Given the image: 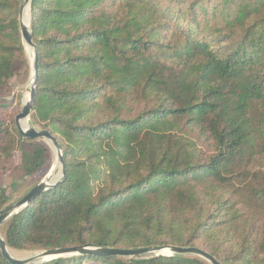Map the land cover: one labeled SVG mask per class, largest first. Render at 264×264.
Returning <instances> with one entry per match:
<instances>
[{"label":"trees","instance_id":"trees-1","mask_svg":"<svg viewBox=\"0 0 264 264\" xmlns=\"http://www.w3.org/2000/svg\"><path fill=\"white\" fill-rule=\"evenodd\" d=\"M22 1L0 0V176L28 180L52 156L15 124ZM29 30V124L57 140L65 172L1 227L9 250L169 246L264 264V0H31ZM7 204L0 189V211ZM84 263L208 264H42ZM0 264L12 263L0 254Z\"/></svg>","mask_w":264,"mask_h":264},{"label":"water","instance_id":"water-1","mask_svg":"<svg viewBox=\"0 0 264 264\" xmlns=\"http://www.w3.org/2000/svg\"><path fill=\"white\" fill-rule=\"evenodd\" d=\"M30 2L31 0H23L18 12L19 30L22 44L26 49L32 51L31 65L32 75L29 81L28 96L22 101L20 113L15 118V124L18 133L28 140H42L52 151L55 157V164L50 171L37 185H35L26 196L15 204L9 205L0 211V229L11 218L17 215L27 205L41 193L54 188L58 185L65 172V167L62 162V152L57 140L45 130H37L29 124L30 114L34 104V90L38 76V54L37 47L32 41V36L29 30L30 23ZM55 166L59 168V174L55 177H50ZM0 254L12 264H42L59 258H70L73 256H96L98 258H151L160 256L174 257H196L208 264H220L208 253L197 248H182L169 246H154L135 250H119L113 248H95V247H74V248H56L36 252L26 259H16L9 253L2 235L0 233Z\"/></svg>","mask_w":264,"mask_h":264},{"label":"rangeland","instance_id":"rangeland-1","mask_svg":"<svg viewBox=\"0 0 264 264\" xmlns=\"http://www.w3.org/2000/svg\"><path fill=\"white\" fill-rule=\"evenodd\" d=\"M24 51H25V58H26L25 69L22 72V74L14 81V90L16 93L21 95L20 108H21L22 101L28 96L29 81H30L31 75H32V65H31L32 51L30 49H26ZM35 128L37 130H40L38 127H35ZM50 152H51V156H52L50 166L45 171V173L39 177H36L34 179L21 180L20 177L22 176V172L20 170L9 172L4 176H0V189L5 190L6 195L8 196L7 206L15 204L16 202L21 200L46 175L50 174V171L55 164V157H54V154L52 153L51 149H50ZM18 162H19V154L17 153L16 154V163H18ZM57 168H58V166H55L54 170L51 172L50 177H55L59 174V168H58V170H57ZM10 187H11V189H10ZM62 220H63L62 217H60L55 222L57 224H59ZM10 251L12 252L13 256L16 259H26V258L30 257L31 255H33L34 253H36V252H23V251H13V250H10ZM84 264H97V263H84Z\"/></svg>","mask_w":264,"mask_h":264},{"label":"bare ground","instance_id":"bare-ground-1","mask_svg":"<svg viewBox=\"0 0 264 264\" xmlns=\"http://www.w3.org/2000/svg\"><path fill=\"white\" fill-rule=\"evenodd\" d=\"M30 60V59H29ZM57 170H58V168H57ZM9 253H10V255L12 256V257H14L13 256V254H12V252L9 250ZM26 256V255H25ZM15 258V257H14Z\"/></svg>","mask_w":264,"mask_h":264}]
</instances>
